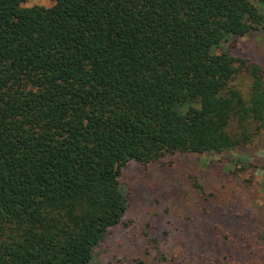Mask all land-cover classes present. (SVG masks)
<instances>
[{"label": "trees", "instance_id": "trees-1", "mask_svg": "<svg viewBox=\"0 0 264 264\" xmlns=\"http://www.w3.org/2000/svg\"><path fill=\"white\" fill-rule=\"evenodd\" d=\"M25 1L0 0V264H94L128 161L263 135V68L228 44L264 29V0Z\"/></svg>", "mask_w": 264, "mask_h": 264}, {"label": "rangeland", "instance_id": "rangeland-1", "mask_svg": "<svg viewBox=\"0 0 264 264\" xmlns=\"http://www.w3.org/2000/svg\"><path fill=\"white\" fill-rule=\"evenodd\" d=\"M26 0L22 6H51ZM264 73V29L228 44ZM121 181L131 191L120 223L95 248L94 264H264V133L230 153H174L128 161ZM247 225L230 229L225 213Z\"/></svg>", "mask_w": 264, "mask_h": 264}]
</instances>
